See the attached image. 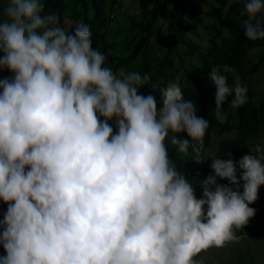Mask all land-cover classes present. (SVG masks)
Returning <instances> with one entry per match:
<instances>
[{"label":"clouds","instance_id":"obj_1","mask_svg":"<svg viewBox=\"0 0 264 264\" xmlns=\"http://www.w3.org/2000/svg\"><path fill=\"white\" fill-rule=\"evenodd\" d=\"M238 1L243 35L264 39V0ZM123 15L109 18L113 27ZM128 53L123 43H98L83 21L62 25L43 0H3L0 69L13 75L0 72V264H232L197 257L251 235L264 241V218L251 233L243 227L252 202L264 206V127L238 160L221 156L233 132L216 131L201 151L209 121L196 114L200 101L185 100L178 83L159 88V107L152 94H138L158 85L140 48L124 62ZM234 71L225 64L207 74L220 123L226 102L235 109L247 101L239 76L229 85L223 74ZM252 81L257 103L264 95ZM168 144L182 162H210L200 188V171L186 178ZM241 254L235 264H255Z\"/></svg>","mask_w":264,"mask_h":264},{"label":"trees","instance_id":"obj_2","mask_svg":"<svg viewBox=\"0 0 264 264\" xmlns=\"http://www.w3.org/2000/svg\"><path fill=\"white\" fill-rule=\"evenodd\" d=\"M135 2L137 10L129 13L123 9L122 0H43L45 12H55L62 25L65 19L87 23L96 41L103 42L107 49L115 50L123 43L129 51L126 57H121L124 62L129 61L132 49L140 48L150 82L158 87L155 91L147 84L142 85L138 94H152L159 107V88L178 83L185 100L192 102L196 97L200 101L202 107L196 110V114L209 121L201 151L209 146L216 131L220 134L233 132V136L223 139L221 156L228 159L230 154L233 160H238L239 153L250 145L251 137L264 127V98L255 103L252 81L256 66L264 56V39L252 41L243 35L247 16L242 11V3L238 0H231L229 4L228 0ZM2 3L0 0V7ZM120 11L124 14L120 18L124 23L116 22L118 27H113V19L120 16ZM111 16L113 19H109ZM109 32H113L116 38L121 32L122 35L117 40H110ZM252 57H256V62L250 68L246 61ZM225 64L235 70L223 73L227 76V83L233 84V77L239 76L241 85L247 88V101L235 109L226 102L222 106V111L227 114L226 120L220 123L214 116V94H210L208 89L214 85L207 74L212 66ZM1 71L13 75L6 68ZM178 139L188 137L181 133ZM174 147L168 144L170 158L178 162V168L186 178L189 177L186 170L193 175L200 171L197 175V188H200L198 182L211 172L210 162L204 160L200 169L187 161L182 162ZM239 172L238 169L237 176ZM217 180L222 184L228 183L226 178ZM194 193L198 195L196 190Z\"/></svg>","mask_w":264,"mask_h":264},{"label":"rangeland","instance_id":"obj_3","mask_svg":"<svg viewBox=\"0 0 264 264\" xmlns=\"http://www.w3.org/2000/svg\"><path fill=\"white\" fill-rule=\"evenodd\" d=\"M122 7L125 9V11L131 13L134 12V10H137V3L135 0H122ZM254 50L251 51V54H253ZM264 59V57H263ZM256 60V57H252L251 59L247 60V62H250L252 64ZM139 61H134L133 64L136 65L138 64ZM257 79V83L260 87L257 86L258 93L260 95H264V88L261 86L264 85V63L258 65L257 71L253 77V80ZM109 124H112L109 122ZM257 140L261 141L264 143V130L263 134L257 138ZM216 142L217 138L214 139L212 146L210 148V153L212 154L216 148ZM255 209V213L252 217L249 218L248 223L246 225H243L244 228H248L249 233H251V228L253 227H258L260 221L264 218V206L263 203L260 200H255L252 202V204L249 206ZM235 234L237 237L239 236V232L235 230ZM248 242V239H247ZM214 252V253H210ZM223 252V253H220ZM236 252H241V253H251L254 256V259L256 262L255 264H264V241L259 239V236L256 235H251V241L248 242V244L242 243L240 241H235V242H229L225 244L224 247L222 248H210L206 252H201L197 258H200L199 256L202 254H207L205 256L206 259L210 260H215L219 262H224V261H234L235 264L236 262L241 261L242 259V254H239V259L235 258L234 259V254ZM210 253V254H209ZM249 262H244V264H248Z\"/></svg>","mask_w":264,"mask_h":264}]
</instances>
